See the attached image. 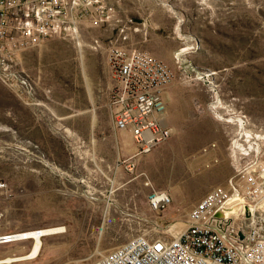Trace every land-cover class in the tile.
<instances>
[{
	"label": "rangeland",
	"instance_id": "obj_1",
	"mask_svg": "<svg viewBox=\"0 0 264 264\" xmlns=\"http://www.w3.org/2000/svg\"><path fill=\"white\" fill-rule=\"evenodd\" d=\"M62 4L63 30L14 47L17 78L0 76V236L64 233L44 238L38 258L0 264H88L138 236L171 238L236 167L264 172V0ZM112 46L171 73L162 99L172 134L146 155L113 126ZM153 191L170 195L165 210L152 211ZM32 247L0 244V259Z\"/></svg>",
	"mask_w": 264,
	"mask_h": 264
},
{
	"label": "built area",
	"instance_id": "obj_2",
	"mask_svg": "<svg viewBox=\"0 0 264 264\" xmlns=\"http://www.w3.org/2000/svg\"><path fill=\"white\" fill-rule=\"evenodd\" d=\"M63 7L62 0H0V76L17 78L10 63L14 47L21 51L36 39L63 30L54 20ZM6 47L8 55L4 54ZM108 54L114 74L113 126L131 134L135 156L149 154L172 134L163 123L166 107L162 99L171 73L144 52L128 53L112 46ZM20 84L29 87L25 80ZM238 167L227 186L212 187L190 209L186 227L179 233L154 240L135 237L100 253L89 264H264V172L255 174L254 168L242 171ZM170 204L166 192L153 191L149 196L152 211L161 212ZM15 241L12 235L0 237V244Z\"/></svg>",
	"mask_w": 264,
	"mask_h": 264
},
{
	"label": "bare ground",
	"instance_id": "obj_3",
	"mask_svg": "<svg viewBox=\"0 0 264 264\" xmlns=\"http://www.w3.org/2000/svg\"><path fill=\"white\" fill-rule=\"evenodd\" d=\"M127 143H128V140H127ZM64 228L65 227H62V226L46 227V228L28 230V231H23V232L12 234V237H16L17 241L32 240L33 247L31 251L26 255L17 256V257H8L2 260L0 259V263H12L16 261H22V260L24 261V260H31V259L38 258L43 248V245H44V238L55 235L57 233H64ZM7 235H11V234H7ZM0 237H2V235Z\"/></svg>",
	"mask_w": 264,
	"mask_h": 264
},
{
	"label": "crops",
	"instance_id": "obj_4",
	"mask_svg": "<svg viewBox=\"0 0 264 264\" xmlns=\"http://www.w3.org/2000/svg\"><path fill=\"white\" fill-rule=\"evenodd\" d=\"M122 132V131H121ZM125 132V131H124ZM124 134V136L126 137V139H127V137H128V135L127 134H125V133H123ZM128 140H129V137H128ZM117 141H118V139H117ZM127 143V142H126ZM132 143H134V142H132ZM128 144H129V141H128ZM136 152H137V148H136V150H135ZM136 152H135V155H136ZM136 157V156H135Z\"/></svg>",
	"mask_w": 264,
	"mask_h": 264
}]
</instances>
